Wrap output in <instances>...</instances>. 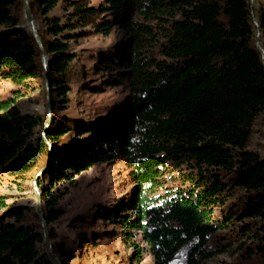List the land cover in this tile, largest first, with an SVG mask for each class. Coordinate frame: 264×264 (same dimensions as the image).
<instances>
[{"label":"trees","instance_id":"obj_1","mask_svg":"<svg viewBox=\"0 0 264 264\" xmlns=\"http://www.w3.org/2000/svg\"><path fill=\"white\" fill-rule=\"evenodd\" d=\"M82 2L30 0L50 57L51 149L42 136L47 115L20 106L22 98H46L41 51L23 26L25 2L0 0V79L12 84L0 96V173L20 176L50 161L39 187L54 254L61 264L78 256L53 226L67 193L57 185L68 189L96 164L122 161L133 186L118 206H103L104 219L120 225L133 263L151 256L153 264H171L185 252L187 264H201L236 243L224 264H264V156L249 148L264 119L257 45L264 48V4L256 11L251 0ZM69 6L97 34L119 27L156 45L148 65L136 64L135 92L90 122L72 108L75 22L57 12ZM95 13L103 16L87 22ZM124 49L99 61L125 65L131 52ZM0 264H52L36 206L0 197Z\"/></svg>","mask_w":264,"mask_h":264},{"label":"rangeland","instance_id":"obj_2","mask_svg":"<svg viewBox=\"0 0 264 264\" xmlns=\"http://www.w3.org/2000/svg\"><path fill=\"white\" fill-rule=\"evenodd\" d=\"M101 2L104 0H83L82 5L97 6ZM263 4L264 0H251L252 8L256 11ZM57 12L65 22H75V27L69 29L75 35V39L70 42V50L77 54L70 96L75 115L90 122L97 118V110L112 106L135 92L136 64L140 62L148 65L149 59L156 56V45L151 40L141 44L139 40L133 39L132 33L119 27L114 28L107 37L97 34L93 23L84 25L85 20L75 14L72 6L58 8ZM102 16L101 13L92 14L87 22L98 21ZM36 22L38 27L45 28L41 19ZM123 48L131 52L127 53L131 61L125 65L114 68L99 61L103 52H118L120 55ZM115 83L118 85L114 86ZM11 86L9 81L0 79V96H4ZM46 102L47 92L46 98L40 94L22 98L20 106L24 113L47 115ZM249 148L264 156V119L257 121ZM37 172V169H33L20 176L1 172L0 197L8 205L36 206L37 197L32 183ZM132 186L122 161L96 164L77 176L75 184L68 189L62 183L57 185L67 193L59 202L64 213L53 226L60 241L77 249L78 256L70 264H136L130 260L132 249L123 239L120 225L104 219L103 207L118 206L121 200L127 198ZM105 232L114 233L106 236ZM235 244L226 253L201 264H224L232 260L231 252ZM141 264H153V258L149 256ZM171 264H187L185 252H181Z\"/></svg>","mask_w":264,"mask_h":264},{"label":"water","instance_id":"obj_3","mask_svg":"<svg viewBox=\"0 0 264 264\" xmlns=\"http://www.w3.org/2000/svg\"><path fill=\"white\" fill-rule=\"evenodd\" d=\"M24 2H25L24 18H25L26 22L23 24V26L27 27L31 31L33 37L35 38V40H36V42L40 48V51H41L42 64L46 70L45 75H44V81H45L46 92H47V102H46L47 120H46V123L42 129V136L47 140L49 147L52 149V143L47 138V130L50 127L52 120H53V118H52L53 106L51 103V83H50V79H49L48 73H47L50 57H49V54H48V52L44 46V40H43V38L39 32V27H38V24H37L35 16H34L33 9H32V6L30 4V0H24ZM256 22H257V20H256ZM259 36H260V32H259ZM257 45H258L260 51L262 52L263 59H264V48H262L259 41L257 42ZM49 164H50V161L48 162V164L44 168L40 169L36 173V175L33 179L32 185H33V190L35 192V195L37 197V200H36L37 213L40 217V220H41L43 228H44L46 253H47L52 264H61L59 258L53 252L52 241L50 238L49 225H48V222H47V219H46V216L44 213V209H43L42 192H41L40 187H39V179L44 174V172L48 168Z\"/></svg>","mask_w":264,"mask_h":264}]
</instances>
